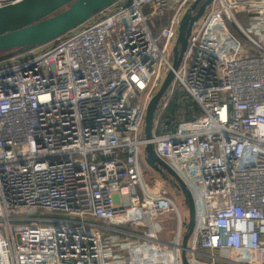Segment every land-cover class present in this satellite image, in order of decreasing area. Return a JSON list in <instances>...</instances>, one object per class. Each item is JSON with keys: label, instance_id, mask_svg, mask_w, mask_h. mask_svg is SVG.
<instances>
[{"label": "built area", "instance_id": "2783aa9c", "mask_svg": "<svg viewBox=\"0 0 264 264\" xmlns=\"http://www.w3.org/2000/svg\"><path fill=\"white\" fill-rule=\"evenodd\" d=\"M194 1H121L0 65V264H107L113 247L124 258L114 252L112 264H183L187 206L157 177L150 185L142 161L147 106L173 69ZM166 15L154 35L152 17ZM176 85L198 105L196 118L165 119ZM150 141L195 201L189 263L264 264V0L208 5ZM169 214L177 225L167 241Z\"/></svg>", "mask_w": 264, "mask_h": 264}, {"label": "water", "instance_id": "95a60500", "mask_svg": "<svg viewBox=\"0 0 264 264\" xmlns=\"http://www.w3.org/2000/svg\"><path fill=\"white\" fill-rule=\"evenodd\" d=\"M119 0H19L0 6V60L16 57L32 48L45 45L85 23L97 13ZM213 0H195L183 15L173 47V69H170L148 103L144 135L149 141L144 147V160L178 191L188 209L182 238V261L190 264L186 255L189 240L196 225V205L191 190L177 171L156 151L153 138L155 116L159 103L174 80L186 50L192 27Z\"/></svg>", "mask_w": 264, "mask_h": 264}, {"label": "rangeland", "instance_id": "374dc122", "mask_svg": "<svg viewBox=\"0 0 264 264\" xmlns=\"http://www.w3.org/2000/svg\"><path fill=\"white\" fill-rule=\"evenodd\" d=\"M120 1V0H119ZM118 1V2H119ZM121 1H125V0H121ZM115 6H111L110 8L111 9H114ZM168 14V12H167ZM240 20L242 21V23L247 26L248 25V22L246 20H244V16L243 14H239L238 15ZM154 22V28H153V33L154 35H159V32H160V29H161V24L163 23H166L168 21V16H164L162 18H160L159 16H154L152 17V20L151 22ZM49 44L51 43H48V44H45V45H42V46H39V47H36L35 48V53H38V52H41L43 49H45ZM30 52L29 51H26L20 55H18V58L15 59L16 61L20 60V59H23L24 57L26 56H29ZM13 61L11 60V58L9 59H4V60H0V65H3V64H7V63H12ZM179 89H178V88ZM180 85H176V88H175V91L176 89L181 90L182 91V96H184L183 94L186 93V91L183 89V87H181ZM181 94V93H180ZM182 98V97H181ZM189 100V97L187 96V98H185V101ZM142 166L145 167L146 171H145V175H146V179L148 180V182L150 183V185L154 186V181H153V177H157L160 182H159V186L162 185V187L168 191V193L172 194V195H177L179 197H181L177 190L169 183V181L165 180L160 174L156 173L147 163L145 160L142 161ZM160 177V178H159ZM187 215H188V209H187ZM21 215H29V216H32V217H65L66 215L61 213V212H46L44 211L43 209H40V210H34V209H28V208H25L23 209ZM165 222H164V229L161 233V237L164 239V240H167L169 241L171 238H173V234L176 230V217H175V214H169L168 216H166L165 218ZM27 222H32V221H35L37 223H40L38 221V219H31V220H25ZM43 222V221H42ZM116 228L122 230V231H129V230H134V226L132 224H129V223H121V224H117L115 225ZM108 233H114L113 231H110V230H106ZM137 231V229H136ZM122 237V235H120ZM122 248L124 249V247L122 246ZM125 250V249H124ZM115 251V247H113V250L112 251H109L108 254H107V264H112L113 262H115L117 259V257L114 254ZM116 254L118 255V258L120 260H123L124 256V252H119ZM221 264H231L229 262H222Z\"/></svg>", "mask_w": 264, "mask_h": 264}, {"label": "trees", "instance_id": "16d2710c", "mask_svg": "<svg viewBox=\"0 0 264 264\" xmlns=\"http://www.w3.org/2000/svg\"><path fill=\"white\" fill-rule=\"evenodd\" d=\"M178 89H176L175 95L173 94L172 100L170 101L169 106L166 109L165 119L174 122L196 118L200 114L198 105L191 100L185 101V98H187V94L184 93V96H182V91H178Z\"/></svg>", "mask_w": 264, "mask_h": 264}, {"label": "crops", "instance_id": "0c3cea01", "mask_svg": "<svg viewBox=\"0 0 264 264\" xmlns=\"http://www.w3.org/2000/svg\"><path fill=\"white\" fill-rule=\"evenodd\" d=\"M120 2H121V0L119 1V2H117V3H115V5H117V4H120ZM156 172V171H155ZM157 173V172H156Z\"/></svg>", "mask_w": 264, "mask_h": 264}]
</instances>
